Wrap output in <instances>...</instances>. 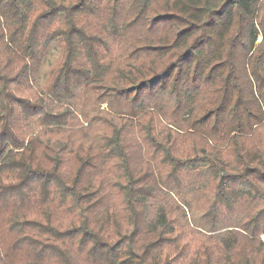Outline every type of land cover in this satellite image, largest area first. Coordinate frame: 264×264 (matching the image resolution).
Instances as JSON below:
<instances>
[{"label": "trees", "instance_id": "16d2710c", "mask_svg": "<svg viewBox=\"0 0 264 264\" xmlns=\"http://www.w3.org/2000/svg\"><path fill=\"white\" fill-rule=\"evenodd\" d=\"M263 236L264 0H0V264H264Z\"/></svg>", "mask_w": 264, "mask_h": 264}, {"label": "rangeland", "instance_id": "374dc122", "mask_svg": "<svg viewBox=\"0 0 264 264\" xmlns=\"http://www.w3.org/2000/svg\"><path fill=\"white\" fill-rule=\"evenodd\" d=\"M130 36H133L134 37V39H140L141 40V42H143L144 43V40L143 39H141V38H139V36L140 35H137L136 33H134V32H132V33H130ZM141 37V36H140ZM259 42V40L257 41V43ZM101 110H106V105H102L101 106ZM75 132H77V131H75ZM79 135V133H74V135L73 136H78ZM138 142L140 143V141L138 140ZM177 215H178V217H182L183 216V214L182 213H180V212H178L177 213ZM185 215L188 217L189 215H188V212H187V210H185ZM261 239L262 240H264V236L263 237H261ZM1 252H2V254L3 255H9V253H10V250H11V247L9 246V244L8 243H5V244H1Z\"/></svg>", "mask_w": 264, "mask_h": 264}]
</instances>
